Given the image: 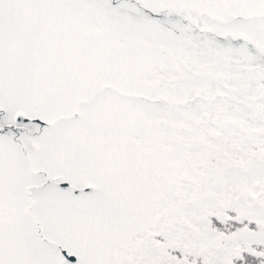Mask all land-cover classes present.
<instances>
[{"label":"snow or ice","instance_id":"1","mask_svg":"<svg viewBox=\"0 0 264 264\" xmlns=\"http://www.w3.org/2000/svg\"><path fill=\"white\" fill-rule=\"evenodd\" d=\"M0 264H264V0H0Z\"/></svg>","mask_w":264,"mask_h":264}]
</instances>
